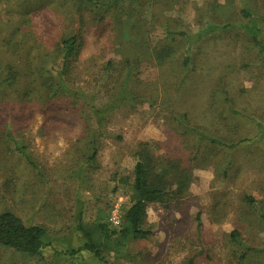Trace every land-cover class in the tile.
Returning a JSON list of instances; mask_svg holds the SVG:
<instances>
[{
  "label": "rangeland",
  "instance_id": "obj_1",
  "mask_svg": "<svg viewBox=\"0 0 264 264\" xmlns=\"http://www.w3.org/2000/svg\"><path fill=\"white\" fill-rule=\"evenodd\" d=\"M100 1L0 0V212L48 232L41 255L0 247V264H104L69 253L81 222L109 264H264V52L242 12L264 40V0ZM141 150L176 196L123 242L109 218L124 222Z\"/></svg>",
  "mask_w": 264,
  "mask_h": 264
},
{
  "label": "trees",
  "instance_id": "obj_2",
  "mask_svg": "<svg viewBox=\"0 0 264 264\" xmlns=\"http://www.w3.org/2000/svg\"><path fill=\"white\" fill-rule=\"evenodd\" d=\"M99 3H101L102 6L111 7L120 2L118 0H101ZM242 12L244 17H246L251 24H247V29L251 34L254 43L261 48L260 50L263 53L264 40L261 38L260 29L256 25L258 18L255 17L254 13L246 7L243 8ZM173 34L183 35L184 33L176 32ZM80 37V35H71L70 37L65 38L61 43L64 60L63 68L60 73V80L62 79V81H64V74L68 72L73 60H75L80 53L82 41ZM199 135L202 139L209 140V142L220 146L233 147L235 145H228L220 139L210 137L203 133L200 134V132ZM9 137L13 139L12 136L9 135ZM17 146L21 152L25 154L29 163L37 167V164L27 152L26 148L18 142ZM146 154L145 150H141L139 159L134 166V183L132 185L131 203L125 211L122 226L123 223L125 224L123 229L120 231L121 240L123 242L127 241L129 238H147L152 235V230L144 227V218L149 204L154 202H164L165 199L176 196L174 190L171 189L169 179L165 175L156 171L155 165L151 159L152 157L150 156V158L149 155ZM92 157L94 158V154ZM246 201L251 208L257 211V213L263 215L262 206L254 196L247 195ZM197 217L198 225L201 226V217L200 215ZM84 225L85 224L81 222L79 224V229L86 234L87 242L79 249L69 251V253L76 254L80 251L89 252L99 258L104 264H109L103 254L101 243L96 242L93 235L85 230L86 228ZM102 226L105 228L104 225ZM104 230L103 232L106 235L108 231L105 230V232ZM114 233L115 232H112L110 235ZM47 234L48 232L45 227L38 224H28L12 211L0 212V247L13 249L17 252L31 256L41 255L43 249L47 246ZM231 239L242 250V254L240 256L241 259H244L250 251L255 250V248L247 245L243 241L239 230H233L231 232ZM256 250L259 251L258 249ZM189 264H193V261L191 260Z\"/></svg>",
  "mask_w": 264,
  "mask_h": 264
},
{
  "label": "built area",
  "instance_id": "obj_3",
  "mask_svg": "<svg viewBox=\"0 0 264 264\" xmlns=\"http://www.w3.org/2000/svg\"><path fill=\"white\" fill-rule=\"evenodd\" d=\"M110 223H112L116 227H120L122 225V221L120 220L117 209H114L110 214Z\"/></svg>",
  "mask_w": 264,
  "mask_h": 264
}]
</instances>
